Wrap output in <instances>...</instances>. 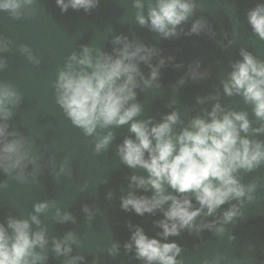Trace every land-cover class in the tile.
<instances>
[{"label": "water", "instance_id": "1", "mask_svg": "<svg viewBox=\"0 0 264 264\" xmlns=\"http://www.w3.org/2000/svg\"><path fill=\"white\" fill-rule=\"evenodd\" d=\"M139 2L142 7L137 0H96L90 9L65 11L57 0H32L19 15L0 9V85L17 93V102L7 105L11 115L0 123L8 126L7 140L23 139L28 151L23 170L0 168V224L10 236V219L27 220L31 233H45L44 246L33 249L43 257L35 264H160L138 256L137 229L162 244H177L176 264H264V159L233 174L243 196L230 197L211 214L203 207L191 227L164 236L160 222L168 220L172 201L143 215L131 206L125 209L123 200L130 194L151 199L156 190L133 181L134 176L147 180L150 173L130 167L120 154L125 140H136L133 123L145 122L151 129L176 113L171 135L177 139L185 129L193 130L194 120L211 122L216 105L220 119L246 114L249 129H240V137L264 147V118L256 115L255 104L242 91L229 95L225 90L243 53L264 64V38L249 22V13L264 0H189L192 11L171 36L151 26L149 12L158 0ZM197 22L202 27L194 32ZM125 43L132 50L141 45L152 50L150 60L136 61L140 74L127 105L138 104L140 112L126 124L97 126L89 135L59 103L60 73L85 48L94 60L100 54L116 58ZM110 133L111 140L98 151L97 144ZM164 195L188 198L192 210L201 209L194 192L180 193L165 183ZM45 203L48 207L37 212L36 206ZM230 211L235 215L228 220ZM57 242L71 251L58 253Z\"/></svg>", "mask_w": 264, "mask_h": 264}, {"label": "clouds", "instance_id": "2", "mask_svg": "<svg viewBox=\"0 0 264 264\" xmlns=\"http://www.w3.org/2000/svg\"><path fill=\"white\" fill-rule=\"evenodd\" d=\"M31 3L32 0H0V9L19 15V10ZM57 3L66 11L69 6L90 9L95 6L96 0H69L68 3L57 0ZM137 7H142L139 0ZM192 8L189 0H158L149 12L151 26L163 35L171 36L175 34V27L187 19ZM138 19L141 24L147 22L142 15ZM249 22L255 32L264 38V6L249 13ZM201 27V23L197 22L192 30L195 32ZM117 42H120V38ZM117 51L119 55L116 58L100 54L94 60L90 49L85 48L83 56L77 58L73 55L67 70L60 73L57 85L59 103L74 124L89 135L97 126L126 124L140 112L138 104L127 105L135 97L133 89L137 86L136 76L140 74L136 61L150 60L152 50L142 45L132 50V45L125 43L124 48ZM243 55V62L235 66L231 82L225 85V90L229 95L242 91L245 98L255 104L256 115L264 118V64L258 63L247 52ZM75 64L86 67L77 69ZM157 76L158 70L154 68L152 79L155 80ZM145 83L150 84L151 81L146 80ZM16 102L17 93L7 85H0V118L6 121L11 115L7 105ZM218 111L220 106L216 105L211 113V122L196 119L192 122L193 130L185 129L177 139L171 135L172 125L178 119L176 113L151 129L145 122H135L131 130L136 134V140L127 139L120 147V154L127 165L141 166L150 173L147 180L134 176L133 181H137L141 187L151 185L156 190V195L151 199L130 194L124 198L123 207L128 209L131 206L143 215L172 201L165 212L168 220L160 222L164 236L176 235L181 228L191 227L203 207H207L211 214L230 197L243 196L245 190L233 174L239 168L251 169L264 159V147L259 143L253 147L251 141L239 135L240 129H249L246 114L230 113L220 119L217 118ZM237 122H240L239 128ZM7 127L6 123H0V168L6 172L16 168L23 170L28 159L26 142L23 139L7 140ZM110 140L111 133L97 144V150L104 148ZM145 152L149 153L148 159ZM165 183L180 193L194 192L201 209L192 210L188 198L164 195ZM47 207L46 203L38 204L36 211L41 212ZM234 215L235 211H230L225 217L231 220ZM32 220L39 223L36 216ZM168 221L173 223L169 224ZM8 228L13 230L12 236L0 224V264H35V261L43 259L33 251L36 245L43 247L46 243L43 231L31 233L29 222L17 219H10ZM133 240L139 257L149 262L176 264L175 257L181 251L177 244H162L157 239H150L142 229H137ZM56 251L67 252L71 248H64L57 242Z\"/></svg>", "mask_w": 264, "mask_h": 264}]
</instances>
